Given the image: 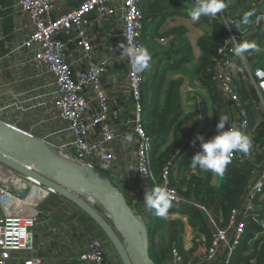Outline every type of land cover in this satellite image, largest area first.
Returning <instances> with one entry per match:
<instances>
[{
    "label": "built area",
    "instance_id": "1",
    "mask_svg": "<svg viewBox=\"0 0 264 264\" xmlns=\"http://www.w3.org/2000/svg\"><path fill=\"white\" fill-rule=\"evenodd\" d=\"M62 2L14 0L15 10L26 17V28L30 32L18 45L0 56V63L5 64L0 66V74L13 73L35 64L44 71L35 72L29 79L9 80L6 75L0 78V122L5 121L4 124L9 127L36 138L61 158L91 170L95 181H109L124 197L133 214L143 220L147 229L148 226L152 228L160 216L154 209L145 207L143 197L146 189L166 187L173 197L171 208L198 209L207 222V247L199 251L196 257L186 260L176 242H172L160 264H231L251 223L261 228L248 241L250 249L246 255L252 254L254 244L264 237V144L255 143L247 154L238 151L231 155L230 160L249 169V179L244 194L230 210L226 222H217L208 210L185 194L186 187L180 184L181 159L189 151L194 152L195 148L183 144L160 159L159 153L155 155L153 141L146 131L143 90L146 71L137 73L132 65V51L146 46L142 40L144 17L141 0H81L76 7L59 14ZM250 8L256 17L247 36L264 35V10L256 2L251 3ZM104 20L112 27V33L107 32L106 38L109 41L119 40L127 65L125 83L131 100V115L118 117L112 111L110 96L102 86L111 60L106 56H94L96 40L91 28ZM225 22L234 23L232 20ZM98 28H102L103 32L102 26ZM241 34V37H237L229 32L216 50L213 67L206 68L205 74L212 76L222 102L231 104L229 113L233 118L225 127L235 125L246 135L250 128L244 105L248 103L241 100L238 82L247 79L257 96L264 98V67L250 68L246 57L234 55L233 49L247 37L246 33ZM158 43L162 49L157 59L161 64H166L169 48L164 38H160ZM252 53L250 51L248 57ZM13 57L22 60H13ZM238 59L241 64L240 80L235 67ZM42 79H46L45 84H39ZM19 81L34 82V90L43 91L42 97L47 100L38 103L42 97L33 96V102L27 105L13 90ZM30 111L36 114L55 112L56 118L65 124L64 132L69 135V141H59L44 131L35 133L23 130L14 113L25 115ZM9 117L13 119L12 122L8 121ZM25 119L28 120V116ZM49 120H41L40 123ZM157 157L155 168L153 162ZM192 174L195 171H186L182 176L187 180ZM21 192H24L23 196ZM52 197L58 196L39 182L0 164V264H44L51 260L112 264L115 258L119 261L111 247L108 249L103 241L92 238L86 241L84 247L74 243L71 252H65L60 247L63 258L37 255L34 244L36 232L42 225L50 226L53 214V211H45L41 207ZM83 199L110 225L109 213L103 211L92 196ZM71 206L73 212H81ZM60 224L67 233L70 232L64 224ZM58 229L57 223L56 231ZM195 235L194 232L193 237ZM66 236H63L64 244L72 245L73 242L68 241Z\"/></svg>",
    "mask_w": 264,
    "mask_h": 264
},
{
    "label": "crops",
    "instance_id": "2",
    "mask_svg": "<svg viewBox=\"0 0 264 264\" xmlns=\"http://www.w3.org/2000/svg\"><path fill=\"white\" fill-rule=\"evenodd\" d=\"M81 0H63L59 7V14L68 11L77 5ZM197 0H141L140 8L144 17V31L142 40L146 45L145 48L151 54L150 68L146 70V85L144 86V98L146 101V112L154 99L150 86L152 85L156 73L161 74L163 70L165 73V82L163 84L160 99L158 100L159 108L164 106L166 94L169 85L172 82H179V112L180 115L175 122L173 128L168 134L165 142L158 149V153L167 152L171 146H176L175 150L184 146L192 145L195 148V153L200 150V142L198 136H203L205 139L210 138L216 134V124L219 118L228 117L227 122L231 121L233 116L229 113L230 103H223L220 98L214 100V88L208 86L205 81V71L201 70L202 66V50L199 45L201 39L209 38L214 32V26L224 25L227 28L225 20L236 21L240 25L241 32H249L253 28L254 16L250 17L248 24L242 23V18L246 12L250 10V5L253 2L258 3V7L264 10V0H225L228 4L223 12H220L215 17H201L199 21H193L188 15L189 10L195 6ZM26 17L17 13L14 7V0H0V56L18 45L22 39L30 32L28 28ZM99 26L103 27L98 28ZM116 27L113 28L115 31ZM92 33L95 36L94 41V56H106L111 60V66L108 73L102 79V86L110 96V101L113 105V112L118 114V117L123 115H131V100L129 92L125 83L127 72V65L122 56V50L118 39L109 41L106 38V33H112V27L108 21H98L92 28ZM247 33L245 36H247ZM241 34V33H240ZM242 35V34H241ZM264 36L255 34L254 36H247L242 42H249L255 44L258 48L255 50L249 49L248 52L253 51L264 53V37L258 43L259 39L256 36ZM244 36V35H243ZM160 38H164L169 49L170 58L166 64H161L158 61V53L162 46L158 43ZM70 52L68 48L67 53ZM13 60L20 61L13 57ZM260 59H263L262 57ZM250 65V66H249ZM0 66H5L0 63ZM250 68L262 67L261 62L255 60V57L250 58L248 64ZM253 66V67H252ZM237 77L241 78V66L238 61L235 62ZM44 69L40 65H32L23 69H17L13 73L6 72L0 74V78L12 79H29L35 72L43 73ZM46 79L39 81V84H45ZM244 83L245 80H244ZM34 82L19 81L13 87L22 101L30 105L33 96H43V91L34 90ZM244 93L247 94V103L251 105L253 113L254 124L251 126L246 134L251 140L252 145L255 144V127L259 124L264 115L255 106V102L250 98L247 86H244ZM47 100L42 97L39 102ZM51 105V103H50ZM258 114V116H257ZM15 118L21 124V128L25 131L39 132L44 131L46 135H54L59 141H69V135L64 132L65 124L56 118V113H42L36 114L33 111L23 115L21 113H14ZM28 116V120L25 118ZM199 116L201 118H199ZM50 119L46 123H40L41 120ZM201 119V122L199 121ZM199 121V122H198ZM177 126V127H176ZM171 149V150H173ZM58 155V154H57ZM202 173L209 174L210 186L219 190L225 180L223 177H218L215 174L202 170ZM42 210L53 211L52 222L50 226H41L38 228L35 239L36 254L43 257H51L52 255L63 258L62 252L59 251L61 247L65 252H71L74 243L79 247H84L86 241L90 238L100 239L109 249L110 246L104 238V235L98 227L82 212L72 209L69 202L59 197H52L42 205ZM160 221V220H159ZM158 221V223H159ZM59 229L56 231V224ZM64 224L70 232L61 228ZM157 223V224H158ZM159 225V224H158ZM157 225V226H158ZM58 228V227H57ZM67 234V240L73 242L72 245H65L63 236ZM253 257L250 259V264H264V257H260L258 249L252 253ZM251 255V254H250ZM248 255V256H250ZM17 264V263H11ZM21 264V263H20ZM44 264H87L79 262H66L63 260H51ZM112 264H120L115 258Z\"/></svg>",
    "mask_w": 264,
    "mask_h": 264
},
{
    "label": "trees",
    "instance_id": "3",
    "mask_svg": "<svg viewBox=\"0 0 264 264\" xmlns=\"http://www.w3.org/2000/svg\"><path fill=\"white\" fill-rule=\"evenodd\" d=\"M249 11L253 12L255 15L253 9L250 8ZM233 22V24L226 23L227 28L224 27V25L214 26V32L212 36H210L209 38L201 39L199 41V45L202 50L201 70L205 71L206 68L213 67L216 50L222 44L225 37L228 36L229 32H231L237 37H241L240 33L242 32L240 28L237 29L235 27L237 25L235 23L237 22V20ZM261 37L264 36L257 35L256 39H259ZM262 40L263 38L259 39L258 43H260ZM256 48L258 47L256 46L252 50H255ZM170 55L171 54L169 52L166 54L167 60L168 58H170ZM165 73L166 71L163 70L161 74L158 75V73H156V75L154 76L152 85L150 86L154 99L148 109V112H146L144 119L146 131L151 137L154 144L155 155L158 153V149L161 147V145L165 142L168 134L170 133L171 129L173 128L175 122L177 121L180 115L178 91L179 82H172L169 85L164 106L162 109L159 108L158 100L160 99L161 90L165 82ZM205 81H207L208 86H210L212 89L214 88V100L220 98V95L217 93L215 86L212 82V76L209 74H205ZM145 85L146 80L144 82V86ZM238 85L240 86L239 92L241 95V100L243 102H247V94H245L243 91L244 85L242 86L240 81L238 82ZM249 95L250 98L255 102L256 94L254 89L249 91ZM244 106L246 111L248 112L249 128H252L251 126L254 124V118L253 113L251 111V105L245 104ZM254 133L255 143L261 142L264 144V115L262 121L256 125ZM175 147L176 146H171L167 149V152L164 153L168 154L171 151H174L175 149L173 148ZM194 154L195 151H189L186 155L182 157L180 163V172L182 175L184 172L192 170L190 163L191 157ZM153 164L156 168L158 164V157L154 159ZM224 175L225 180L219 190H216L210 186L209 174L202 173V170L199 168H197L195 170V174L190 175L187 180H185V178L181 180V185H185L186 187L185 194L193 197L199 203V205H201L203 208H205L212 214V216L217 222L223 224L226 222L230 210L234 206H236L241 196L244 194V191L246 190L247 182L249 179V169L241 166L239 162L231 160V163L227 166V170ZM166 217L169 219L168 222H170V224L168 225V230H166V233H168L167 249L172 242H176L179 251L184 256V258L188 260L190 257H196L199 251L207 247L209 243V232L207 229V222L203 214L198 209L192 207H173L168 210V214L166 215ZM162 218L164 217H159V219L156 220V224L152 228L150 227L151 229L148 232L149 240H152L153 237L156 235V232L159 228V225L157 223L159 220H162ZM188 222L192 225L194 229H197V231H195L196 235L193 237V240H191L192 248L189 251H186L184 250L183 238L180 233L183 231V226L186 225ZM259 231H261V228L259 226L252 223L248 225L245 239L239 246L237 255L234 257L231 264H250L249 262L250 259L253 257V254H251L250 256L246 255V252L250 249L248 241L253 237L255 233ZM155 248L156 247L154 244H151V246H149V255L155 264H160L163 260L165 253H160L158 255L154 252ZM253 249L254 252L258 249L260 257H264V237L260 238L254 244ZM258 264L260 263L258 262Z\"/></svg>",
    "mask_w": 264,
    "mask_h": 264
},
{
    "label": "water",
    "instance_id": "4",
    "mask_svg": "<svg viewBox=\"0 0 264 264\" xmlns=\"http://www.w3.org/2000/svg\"><path fill=\"white\" fill-rule=\"evenodd\" d=\"M0 164L29 177L84 213L101 231L121 264H155L148 229L109 181H95L91 170L61 158L36 138L0 122ZM24 192H21V196ZM92 196L109 213L110 225L83 199Z\"/></svg>",
    "mask_w": 264,
    "mask_h": 264
},
{
    "label": "clouds",
    "instance_id": "5",
    "mask_svg": "<svg viewBox=\"0 0 264 264\" xmlns=\"http://www.w3.org/2000/svg\"><path fill=\"white\" fill-rule=\"evenodd\" d=\"M228 7L225 0H197L194 7L189 10L188 15L193 21H199L203 17H215L217 13L223 12ZM254 13L248 11L242 18L243 24L250 22V17ZM237 29L239 24L235 26ZM255 44L245 42L238 44L233 53L237 57H243L249 49H254ZM132 65L137 73L144 72L150 68L151 54L144 48L139 47L132 51ZM228 117L219 118L216 124V134L208 139L198 136L200 150L191 157L190 166L193 171L197 168L209 171L218 177H223L227 166L231 163L230 157L233 152L242 151L248 153L252 147V140L242 134L239 129L232 125L225 127ZM173 197L166 187L156 186L146 189L144 192L143 203L149 210H155L156 214L164 217L172 207Z\"/></svg>",
    "mask_w": 264,
    "mask_h": 264
},
{
    "label": "rangeland",
    "instance_id": "6",
    "mask_svg": "<svg viewBox=\"0 0 264 264\" xmlns=\"http://www.w3.org/2000/svg\"><path fill=\"white\" fill-rule=\"evenodd\" d=\"M243 33L245 34V32H243ZM248 53L249 52L247 51L244 54V57H246V59H247V64H249L250 58H252V57L254 58L255 57V60H257L258 62H261L262 67L264 66V53H258V55H257V52H253L250 57H248V55H247ZM261 57L263 59H260ZM238 64L241 66L239 59H238ZM245 82L246 83H244L243 81L240 80V83L242 84V86L243 85L247 86L249 91L253 90L252 89V86H253L252 83L249 82L247 79H246ZM263 104H264V98H260L256 94L255 106L258 108V114L260 112L263 113ZM258 114H257V116H258ZM166 155H167L166 153H159V158L160 159L164 158V157H166ZM182 179H183V177L180 176V184H181V180ZM181 186H183V185H181ZM165 217L166 216H164V218ZM164 218H162V220L159 221V223H158L159 224V228H158V231L156 232V235L153 237V239L152 240L148 239L149 244H150L149 246H151V244H154L155 247H156L154 252L156 254H158V255L160 253H165L167 251V246H168V233H166V230H168V225L170 224V222H168L169 219L167 217L165 218V220H164ZM153 223L154 222L152 221V224ZM149 227L150 226H148V228ZM150 229L151 228H149V230ZM149 230H148V232H149ZM195 231H197V229H194L189 222L186 225L183 226V231L180 234L182 235V238H183L184 250L189 251L192 248L191 239H192L193 234H194ZM192 258L193 257H190L189 259H192Z\"/></svg>",
    "mask_w": 264,
    "mask_h": 264
},
{
    "label": "bare ground",
    "instance_id": "7",
    "mask_svg": "<svg viewBox=\"0 0 264 264\" xmlns=\"http://www.w3.org/2000/svg\"><path fill=\"white\" fill-rule=\"evenodd\" d=\"M8 121H13V119L11 118V117H9L8 118ZM4 123H5V121H3ZM7 122V121H6ZM64 124V123H63ZM77 172L80 174V175H82L83 173L84 174H86V169L84 168V167H80L79 166V168H77ZM148 230H149V228H148ZM105 238V237H104ZM104 241V240H103ZM160 244V243H159ZM105 245V244H104ZM166 253V252H165Z\"/></svg>",
    "mask_w": 264,
    "mask_h": 264
}]
</instances>
